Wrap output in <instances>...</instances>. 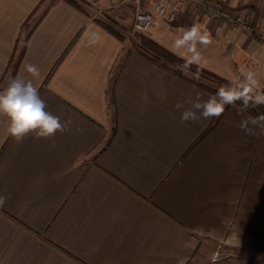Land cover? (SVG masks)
Returning a JSON list of instances; mask_svg holds the SVG:
<instances>
[{"label":"crops","instance_id":"0c3cea01","mask_svg":"<svg viewBox=\"0 0 264 264\" xmlns=\"http://www.w3.org/2000/svg\"><path fill=\"white\" fill-rule=\"evenodd\" d=\"M47 1L0 0V85L15 64L13 77L33 79L46 110L71 120L54 137L17 143L0 118V264H193L221 241L257 255L264 134L237 127L253 116L228 105L207 132L212 118L181 124L177 103L187 108L196 93H214L164 71L98 22L131 20L132 0H85L94 12ZM178 1L176 19H157L147 38L184 58L174 41L199 25L211 41L197 45L199 66L232 82L250 70L264 85V18L254 15L248 32Z\"/></svg>","mask_w":264,"mask_h":264},{"label":"clouds","instance_id":"9594fccd","mask_svg":"<svg viewBox=\"0 0 264 264\" xmlns=\"http://www.w3.org/2000/svg\"><path fill=\"white\" fill-rule=\"evenodd\" d=\"M210 42L209 33L202 31L199 25L194 24L185 29L174 41L176 50H185L182 54L185 63L181 70H187L193 64L199 65L202 56L197 50V45L206 46ZM24 70L33 78H38L40 75L39 68L35 64H27ZM242 75V80L219 87L214 94H209L207 99L196 93L194 98L186 101L189 105L187 108L184 107V103H177L175 108L182 110L180 123L197 121L201 118H219L224 114L226 106H235L238 101L242 105L239 109L241 112L264 105V90H262L264 85L260 83L256 73L249 70ZM46 109V101L41 98L33 79H26L18 74L0 90V118L6 121L7 136L17 143L23 141L29 134H34L37 138H50L57 132L70 130L71 120L62 123L58 116H54ZM249 125L259 127L264 134V114L248 117L237 127L246 135H250L252 129ZM6 200L5 195H0V207L4 206Z\"/></svg>","mask_w":264,"mask_h":264},{"label":"built area","instance_id":"2783aa9c","mask_svg":"<svg viewBox=\"0 0 264 264\" xmlns=\"http://www.w3.org/2000/svg\"><path fill=\"white\" fill-rule=\"evenodd\" d=\"M134 12L132 28L146 33L157 19L170 23L182 9L178 0H152L145 5L142 0H132ZM190 6L201 12L213 23H226L232 27L250 32L253 29V17L264 18V4L254 6L229 7L219 0H190Z\"/></svg>","mask_w":264,"mask_h":264},{"label":"trees","instance_id":"16d2710c","mask_svg":"<svg viewBox=\"0 0 264 264\" xmlns=\"http://www.w3.org/2000/svg\"><path fill=\"white\" fill-rule=\"evenodd\" d=\"M42 1H46V0H42ZM52 1L53 0H48L47 4L51 3ZM65 1L71 4L72 6L80 10H83L79 5L76 4V2H74V0H65ZM98 22L107 30L112 32L115 36L122 39L121 33L117 29H115L108 23H105V21L98 19ZM28 25L29 24L27 21L24 22L22 25V29L27 28ZM135 48L138 51H140L143 55H145L147 58H149L152 62H154L157 66L162 68L164 71L171 73L175 76H178L180 78L186 79L196 85L204 87L209 91H211L212 93H215L219 85L221 84L229 85L230 83H236L229 81L228 79H225L224 77L219 76L216 73L195 64L191 65L187 70L182 71L181 70L182 65H184L185 63L184 58L175 55L171 51L167 50L160 44L156 43L155 41L147 37H143L142 41L139 44L135 45ZM15 68L16 65L12 64L11 70L8 74L9 75L7 79L8 81L13 77ZM7 80L5 78L2 79L1 85H4V83L7 82ZM236 105L242 107L239 101L236 103ZM227 107L228 106L225 107V110ZM246 111L249 112L253 117H256L260 114H264V105L258 106L256 108H249ZM220 118L221 117L219 118L213 117L210 126L206 129L205 132L209 131L219 121Z\"/></svg>","mask_w":264,"mask_h":264},{"label":"rangeland","instance_id":"374dc122","mask_svg":"<svg viewBox=\"0 0 264 264\" xmlns=\"http://www.w3.org/2000/svg\"><path fill=\"white\" fill-rule=\"evenodd\" d=\"M74 2H76V4L82 9H86L90 12H94L96 9L94 5H91L85 0H74ZM105 16V23H108L117 29L121 33L122 39H128L133 48L142 41L143 37H146L144 33L137 32L132 28V19H128L126 22H119L107 15ZM221 86L228 85H219V87ZM193 264H264V249H262L260 241L259 252L257 255H239L233 247L224 244V242L221 241L215 243V245L208 250V254L207 256H204V258L196 257Z\"/></svg>","mask_w":264,"mask_h":264}]
</instances>
